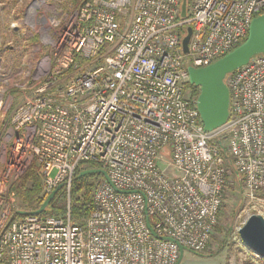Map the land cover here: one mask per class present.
<instances>
[{
	"label": "built area",
	"instance_id": "obj_1",
	"mask_svg": "<svg viewBox=\"0 0 264 264\" xmlns=\"http://www.w3.org/2000/svg\"><path fill=\"white\" fill-rule=\"evenodd\" d=\"M188 1L184 19L182 0H78L40 18L48 54L11 113L0 264H176L180 247L207 252L232 170L248 199L264 192V55L226 75L229 115L213 131L187 88L188 68L244 42L264 0ZM32 162L44 197L81 166L109 181L98 176L81 224L69 214L10 220L19 209L9 182Z\"/></svg>",
	"mask_w": 264,
	"mask_h": 264
},
{
	"label": "rangeland",
	"instance_id": "obj_2",
	"mask_svg": "<svg viewBox=\"0 0 264 264\" xmlns=\"http://www.w3.org/2000/svg\"><path fill=\"white\" fill-rule=\"evenodd\" d=\"M76 3L78 0H0V182L12 149L11 113L21 97L38 85L32 80L33 68L48 54V47L39 42L43 27L40 18L67 13L69 6ZM188 93L191 95L190 89ZM98 179L97 176L91 181L92 192ZM17 180L9 182V192L14 193L12 186ZM230 182L232 184L224 193L207 252H223L226 264H264V259L245 247L238 234L248 217L264 213V192H260L256 200H251L246 197L238 176L231 174ZM59 186V189L65 188L69 195L71 182ZM15 202L19 208L17 197ZM5 208L11 207L6 202L0 204V220ZM201 256L203 254L183 250L180 264H198Z\"/></svg>",
	"mask_w": 264,
	"mask_h": 264
},
{
	"label": "water",
	"instance_id": "obj_3",
	"mask_svg": "<svg viewBox=\"0 0 264 264\" xmlns=\"http://www.w3.org/2000/svg\"><path fill=\"white\" fill-rule=\"evenodd\" d=\"M187 1L182 0L180 17H186ZM191 36V29H186V35L181 45L183 53H187V45ZM264 55V14L251 21L247 38L242 44L230 53L217 60L213 64L201 68H188V82L198 89L196 109L199 113L204 131H213L227 121L229 115V92L224 83L226 75L246 65L256 56ZM101 175L105 180L108 177L104 171L97 169L83 170L80 177ZM59 186L43 202L40 208L34 212L19 211L22 217L38 216L49 205ZM121 193V192H120ZM241 242L251 250L258 258L264 259V220L260 215H251L238 231ZM183 248H179L180 256L176 264H180L183 256Z\"/></svg>",
	"mask_w": 264,
	"mask_h": 264
},
{
	"label": "trees",
	"instance_id": "obj_4",
	"mask_svg": "<svg viewBox=\"0 0 264 264\" xmlns=\"http://www.w3.org/2000/svg\"><path fill=\"white\" fill-rule=\"evenodd\" d=\"M188 3L189 1L187 0V5ZM187 88L191 90V96H198V89L196 87L188 83ZM81 168L82 166L72 178L69 195L65 188L59 189L48 207L38 217L62 219L69 214L72 222L81 224L89 216L93 209V184L91 181L99 175L80 177ZM232 175L238 176L233 170ZM12 191L19 202V211L34 212L40 208L47 197H44L42 194V179L38 167L34 162L30 164L23 175L14 183ZM22 218V216L18 215V211L12 212L10 216V220Z\"/></svg>",
	"mask_w": 264,
	"mask_h": 264
},
{
	"label": "crops",
	"instance_id": "obj_5",
	"mask_svg": "<svg viewBox=\"0 0 264 264\" xmlns=\"http://www.w3.org/2000/svg\"><path fill=\"white\" fill-rule=\"evenodd\" d=\"M198 264H226L223 252H206L198 259Z\"/></svg>",
	"mask_w": 264,
	"mask_h": 264
}]
</instances>
